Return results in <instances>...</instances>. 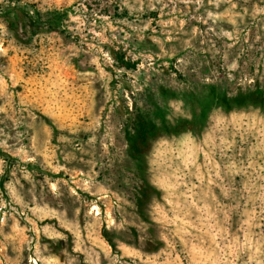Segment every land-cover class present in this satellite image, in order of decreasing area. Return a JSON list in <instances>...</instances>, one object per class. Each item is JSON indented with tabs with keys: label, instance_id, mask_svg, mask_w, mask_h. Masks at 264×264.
<instances>
[{
	"label": "rangeland",
	"instance_id": "374dc122",
	"mask_svg": "<svg viewBox=\"0 0 264 264\" xmlns=\"http://www.w3.org/2000/svg\"><path fill=\"white\" fill-rule=\"evenodd\" d=\"M259 91L264 0H0V264H264Z\"/></svg>",
	"mask_w": 264,
	"mask_h": 264
},
{
	"label": "trees",
	"instance_id": "16d2710c",
	"mask_svg": "<svg viewBox=\"0 0 264 264\" xmlns=\"http://www.w3.org/2000/svg\"><path fill=\"white\" fill-rule=\"evenodd\" d=\"M243 98H244V96H243ZM245 98L248 99V100H246V105H256L260 102L263 103L264 102V92L259 91V92L251 93L250 95L246 96ZM156 132H157L156 126H153L151 124L143 125L141 127L140 139H138V141L136 142L134 151L138 154H141L144 151V149L149 146L150 135L156 134ZM107 235H108V233L105 232L104 233L105 238H107ZM107 240L111 244V246H113V247L115 246L113 244V242L110 241L108 238H107Z\"/></svg>",
	"mask_w": 264,
	"mask_h": 264
}]
</instances>
